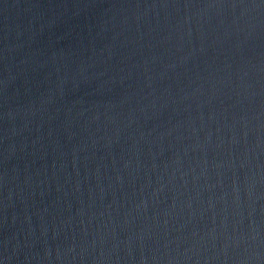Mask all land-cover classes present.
<instances>
[{
    "label": "water",
    "instance_id": "1",
    "mask_svg": "<svg viewBox=\"0 0 264 264\" xmlns=\"http://www.w3.org/2000/svg\"><path fill=\"white\" fill-rule=\"evenodd\" d=\"M0 264H264V0H0Z\"/></svg>",
    "mask_w": 264,
    "mask_h": 264
}]
</instances>
